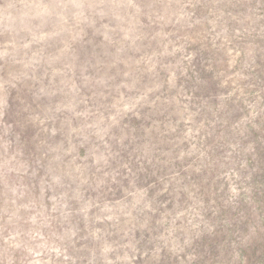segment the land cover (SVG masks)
<instances>
[{
  "label": "rangeland",
  "instance_id": "obj_1",
  "mask_svg": "<svg viewBox=\"0 0 264 264\" xmlns=\"http://www.w3.org/2000/svg\"><path fill=\"white\" fill-rule=\"evenodd\" d=\"M0 264H264V0H0Z\"/></svg>",
  "mask_w": 264,
  "mask_h": 264
}]
</instances>
